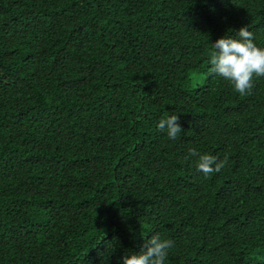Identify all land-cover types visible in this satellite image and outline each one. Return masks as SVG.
Masks as SVG:
<instances>
[{"label":"trees","instance_id":"1","mask_svg":"<svg viewBox=\"0 0 264 264\" xmlns=\"http://www.w3.org/2000/svg\"><path fill=\"white\" fill-rule=\"evenodd\" d=\"M245 26L264 49V0H0V264H121L154 234L164 264H264V77L241 95L209 63Z\"/></svg>","mask_w":264,"mask_h":264},{"label":"clouds","instance_id":"2","mask_svg":"<svg viewBox=\"0 0 264 264\" xmlns=\"http://www.w3.org/2000/svg\"><path fill=\"white\" fill-rule=\"evenodd\" d=\"M237 32L238 38L224 36L212 44L215 50L210 58L212 73L223 77L234 86L241 95L249 94L253 87V77H264V49L254 43L253 33L245 27ZM157 128L165 131L168 138L175 140L183 129L178 115H171L158 121ZM189 157H196V167L204 176L218 173L226 164L225 160H218L215 156L201 155L195 149L189 150ZM188 157H186L187 159ZM174 241L161 239L154 234L146 239L139 253L124 255L121 264H164Z\"/></svg>","mask_w":264,"mask_h":264}]
</instances>
